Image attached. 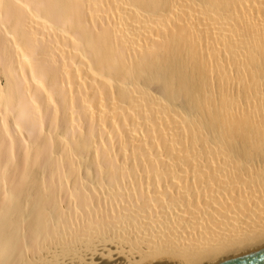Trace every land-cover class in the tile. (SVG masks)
<instances>
[{"label": "bare ground", "instance_id": "obj_1", "mask_svg": "<svg viewBox=\"0 0 264 264\" xmlns=\"http://www.w3.org/2000/svg\"><path fill=\"white\" fill-rule=\"evenodd\" d=\"M261 249L264 0H2L0 264Z\"/></svg>", "mask_w": 264, "mask_h": 264}, {"label": "water", "instance_id": "obj_2", "mask_svg": "<svg viewBox=\"0 0 264 264\" xmlns=\"http://www.w3.org/2000/svg\"><path fill=\"white\" fill-rule=\"evenodd\" d=\"M222 264H264V249L235 258Z\"/></svg>", "mask_w": 264, "mask_h": 264}, {"label": "snow or ice", "instance_id": "obj_3", "mask_svg": "<svg viewBox=\"0 0 264 264\" xmlns=\"http://www.w3.org/2000/svg\"><path fill=\"white\" fill-rule=\"evenodd\" d=\"M0 3H2V0H0Z\"/></svg>", "mask_w": 264, "mask_h": 264}]
</instances>
